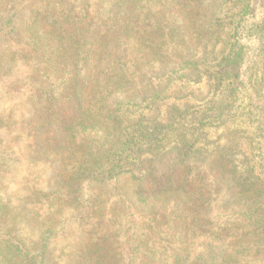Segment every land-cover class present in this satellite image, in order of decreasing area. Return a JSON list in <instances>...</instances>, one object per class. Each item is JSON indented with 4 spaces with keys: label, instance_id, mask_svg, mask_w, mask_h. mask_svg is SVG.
Returning a JSON list of instances; mask_svg holds the SVG:
<instances>
[{
    "label": "trees",
    "instance_id": "16d2710c",
    "mask_svg": "<svg viewBox=\"0 0 264 264\" xmlns=\"http://www.w3.org/2000/svg\"><path fill=\"white\" fill-rule=\"evenodd\" d=\"M28 1L26 39L12 55L29 67L27 104L35 116L41 114L35 153L53 173L48 189L26 182L27 189L17 190H25L17 205L0 202V264H45L54 243L56 264H236L246 247L264 242L260 228L216 226L210 211L225 168L192 171L186 162L205 119L224 124L242 90L258 77L256 64L264 62L263 0H237L233 14L214 24L199 0ZM204 37L215 44L221 38L217 64L204 69L220 100L191 104V95H172L169 86L155 100V115L133 121L124 107L107 108L163 63L173 46L188 47ZM192 77H175L171 88ZM177 149L184 153L172 164ZM6 150L2 139L0 158ZM216 156L222 160L220 152ZM129 159L136 161L133 194L144 212L111 209L99 192L87 198L82 180L106 177ZM6 167L0 162L1 184L7 183ZM253 225L264 227V218Z\"/></svg>",
    "mask_w": 264,
    "mask_h": 264
},
{
    "label": "rangeland",
    "instance_id": "374dc122",
    "mask_svg": "<svg viewBox=\"0 0 264 264\" xmlns=\"http://www.w3.org/2000/svg\"><path fill=\"white\" fill-rule=\"evenodd\" d=\"M201 1L208 7V20L211 24L226 20L228 15L233 14L237 4V0ZM29 11L28 0H0V141L5 140L9 147V151H4L0 158V162H7V183H0V202H12L14 205L25 196L23 188L17 192L19 186L24 187L27 182L34 189L46 190V181L53 173V167L47 162H40L41 159L35 153L38 144L35 128L41 114L35 116L34 110H29L27 104L30 99L26 78L29 67L24 60L12 55L14 50L23 47ZM261 11L264 14V7ZM205 38L188 47L173 46L163 63L149 71V75L143 77L129 94L111 99L107 108L120 110L118 107H124L126 116H131L133 121L139 116L155 115L152 111L155 100L163 97L169 86L172 95L180 91L191 95V104L202 102L200 106L205 107L214 99L220 100V91L214 94L211 90V80L206 77L204 69L217 64L221 38L216 44L209 40L206 42ZM205 43L208 45L205 46ZM251 44L256 46L253 40ZM194 67L199 71H192ZM256 69L258 77H255L254 84L242 90L239 101L233 103L236 104L235 111L232 110L230 115L222 119L224 124L222 121L205 119L196 133L198 139L194 151L189 152L186 162L192 171L197 168L209 171L225 168L221 178H218L220 191L214 195L217 201L210 211L211 216L216 217L218 228L228 225L248 232L246 228L254 226L255 229L260 228L259 231L263 232L261 236L264 237V227L253 225L264 218V62L256 64ZM188 73L193 74L192 82L181 83L177 89L171 88L177 81L175 77ZM165 75L169 77L168 82L161 79ZM168 103L170 101L162 104ZM9 117L13 118V122L7 131L3 125L10 120ZM163 149L167 151L169 147ZM218 152L223 156L222 160L216 158ZM183 153L181 149L173 152L172 164L182 159ZM135 163L134 159H129L127 165H122L121 169L112 171L106 177L82 180V190L87 198L99 192L111 209H122L127 214H141L144 209L133 194L138 175ZM26 230L35 233V230L28 227ZM246 238L240 240L238 245L248 240ZM54 244L46 253L45 264H56L59 259V247ZM260 247H263L261 253L264 255V242H260V245L252 244L246 247L245 255H237L239 261L236 264H254L249 261L252 257L260 259L256 264H264V258L257 255ZM192 251V257L196 258L199 250L194 248Z\"/></svg>",
    "mask_w": 264,
    "mask_h": 264
}]
</instances>
